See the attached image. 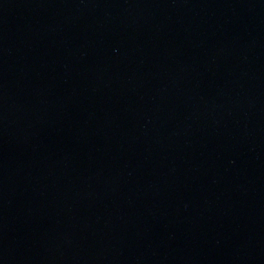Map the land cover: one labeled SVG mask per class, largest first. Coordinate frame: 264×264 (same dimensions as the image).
<instances>
[{
    "label": "water",
    "instance_id": "1",
    "mask_svg": "<svg viewBox=\"0 0 264 264\" xmlns=\"http://www.w3.org/2000/svg\"><path fill=\"white\" fill-rule=\"evenodd\" d=\"M0 264H264V0H0Z\"/></svg>",
    "mask_w": 264,
    "mask_h": 264
}]
</instances>
